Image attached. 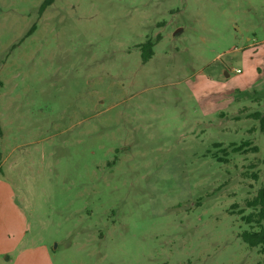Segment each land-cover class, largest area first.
I'll return each mask as SVG.
<instances>
[{
    "label": "rangeland",
    "instance_id": "1",
    "mask_svg": "<svg viewBox=\"0 0 264 264\" xmlns=\"http://www.w3.org/2000/svg\"><path fill=\"white\" fill-rule=\"evenodd\" d=\"M43 2L0 0V196L40 264H264V0Z\"/></svg>",
    "mask_w": 264,
    "mask_h": 264
},
{
    "label": "crops",
    "instance_id": "2",
    "mask_svg": "<svg viewBox=\"0 0 264 264\" xmlns=\"http://www.w3.org/2000/svg\"><path fill=\"white\" fill-rule=\"evenodd\" d=\"M12 216L10 207L0 196V263L40 264L41 259L43 260L42 254L49 257L47 246L43 247L41 252L36 251L38 245L28 246L26 235L30 231V223L22 218L19 224L18 220Z\"/></svg>",
    "mask_w": 264,
    "mask_h": 264
},
{
    "label": "trees",
    "instance_id": "3",
    "mask_svg": "<svg viewBox=\"0 0 264 264\" xmlns=\"http://www.w3.org/2000/svg\"><path fill=\"white\" fill-rule=\"evenodd\" d=\"M54 0H44L42 9L52 4ZM154 41L147 40L141 45V55L143 62H147L154 54ZM261 117L262 129L264 130V113H258ZM2 135V126L0 121V136ZM247 144L246 142L242 143ZM240 148V147H238ZM248 206L253 210L247 214L244 218L248 223L255 226L254 229L244 230L241 233V237L249 246H260L264 253V179L257 191V194L248 200Z\"/></svg>",
    "mask_w": 264,
    "mask_h": 264
},
{
    "label": "clouds",
    "instance_id": "4",
    "mask_svg": "<svg viewBox=\"0 0 264 264\" xmlns=\"http://www.w3.org/2000/svg\"><path fill=\"white\" fill-rule=\"evenodd\" d=\"M128 250V245L120 240L113 241L111 253L113 254V258H116L117 255L124 254L125 251Z\"/></svg>",
    "mask_w": 264,
    "mask_h": 264
},
{
    "label": "built area",
    "instance_id": "5",
    "mask_svg": "<svg viewBox=\"0 0 264 264\" xmlns=\"http://www.w3.org/2000/svg\"><path fill=\"white\" fill-rule=\"evenodd\" d=\"M239 70V69H238Z\"/></svg>",
    "mask_w": 264,
    "mask_h": 264
}]
</instances>
